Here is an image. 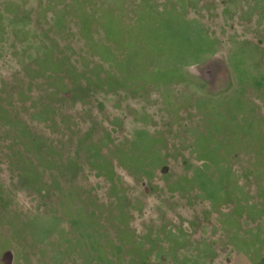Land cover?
Returning a JSON list of instances; mask_svg holds the SVG:
<instances>
[{
    "label": "rangeland",
    "instance_id": "obj_1",
    "mask_svg": "<svg viewBox=\"0 0 264 264\" xmlns=\"http://www.w3.org/2000/svg\"><path fill=\"white\" fill-rule=\"evenodd\" d=\"M0 264H264V0H0Z\"/></svg>",
    "mask_w": 264,
    "mask_h": 264
}]
</instances>
